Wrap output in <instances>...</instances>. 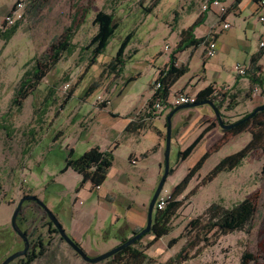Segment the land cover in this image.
Instances as JSON below:
<instances>
[{"label": "rangeland", "instance_id": "obj_1", "mask_svg": "<svg viewBox=\"0 0 264 264\" xmlns=\"http://www.w3.org/2000/svg\"><path fill=\"white\" fill-rule=\"evenodd\" d=\"M140 1L25 0L16 32L7 40L0 39V127L5 128L0 130V264L10 254L22 250L23 243L12 231L10 220L24 196L31 195L41 201L65 234L90 258L118 246L120 238L129 239L131 230L126 220L146 212L164 170L166 117L172 107H166L162 119L154 121L139 137L124 133L123 124L127 117L143 112L140 109L152 95L150 84L155 79V71L168 61L174 49L177 36L173 30L176 27L172 22L173 13L182 16L177 27H186L190 25L188 15L195 9L200 10L201 0H161L152 14L143 11L152 0L141 4ZM15 4L16 0H0V30ZM97 11L112 14L117 29L95 65L85 71L90 58V49L86 47L96 32L91 21ZM72 20V51L43 79L21 109L12 107L11 99L25 64L47 52L51 41L71 26ZM229 21L230 29L221 37L229 52L223 51L218 57V62L225 66L226 81L230 68L243 58L239 46L245 43V35L253 46L257 43L252 36L253 27L256 32L261 28L248 8L240 17ZM130 33H133L132 39L125 53L131 59L126 61L121 77L115 78L106 73L105 66ZM200 52L202 49L191 57L186 77L180 80L199 73ZM189 53L184 51L182 58H187ZM133 76L137 78L123 87ZM211 76L209 72L208 78ZM192 82L198 84L200 78L194 76ZM178 84L171 88L169 105L173 104ZM90 87L96 89L85 97ZM70 92L72 96L67 99ZM105 102H108L106 107L101 109ZM239 117L223 115L222 121L232 124ZM170 124L168 168L172 173L167 176L161 193L169 196L189 171L194 170L178 200L193 190L221 159L240 151L250 140L247 131L227 138L218 127L205 134L186 160L178 162V153L192 145L209 124L185 117L184 109L171 117ZM93 148L110 152L112 162L104 183L91 191L88 183L80 187L78 175L63 170L70 151L71 159L75 160ZM246 198H252L255 203V215L247 233H230L218 237L212 245L201 244L186 250L184 255L189 260L182 264H239L243 253L253 256L254 262L249 264H264V155L261 151L252 153L239 167L219 174L211 183L199 187L194 196L185 199L170 222L169 234L149 249L145 246L152 237H144L136 245L149 258L144 264H164L187 241H192L185 226L202 215L211 203L230 208ZM20 214V230L27 234L28 242H36L38 237L44 239L45 251L32 264H87L58 234L48 232V219L40 208L26 202Z\"/></svg>", "mask_w": 264, "mask_h": 264}, {"label": "trees", "instance_id": "obj_2", "mask_svg": "<svg viewBox=\"0 0 264 264\" xmlns=\"http://www.w3.org/2000/svg\"><path fill=\"white\" fill-rule=\"evenodd\" d=\"M141 1L139 2L140 4ZM159 2L160 0H152L149 7L143 8V11L146 14H150L153 9L157 7ZM239 2L240 0H235L234 5H237ZM203 19L204 14H201L191 26L179 32V40L170 53L168 62L164 67L158 70L157 77L150 84L152 95L147 101L144 111L142 114L140 113L137 115L134 121L128 122L124 129L125 132L136 134L145 129V121H150L151 108L156 102L161 103L165 107L168 105L167 100L171 93V88L188 72L186 65H177L176 55L189 49L194 51L199 47L204 48L208 40V37L197 39L193 35L194 29L202 23ZM173 21L175 22V19ZM3 24L1 25L0 39L7 40L16 32L18 22L5 30L2 29ZM73 25L74 20H72L71 26L62 31V34L59 37H56L51 41L47 52L34 57L25 64L24 72L17 83L11 99L12 107L17 110L21 109L23 102L37 90L43 79L59 64L65 55L72 51L73 45L71 43V39L73 37ZM92 25L95 26L96 32L86 47L87 49H90V58L85 71H88L93 65H95L97 58L103 54L109 40L112 38L115 30L117 29V24L114 21L113 15L107 14L103 11L95 13L92 19ZM132 34L133 33L128 34L121 41L115 56L110 59L105 66L106 73L115 78L120 77L126 61L131 59V56L126 55L125 51L132 39ZM260 56L261 54H256L250 58L248 69L245 70V75L243 76L248 79L250 85L252 86L251 89L255 86L260 87L264 81V78L259 76V67L256 66ZM206 60V58H203L201 70H203ZM136 78L137 76L129 77L123 83V87H125L128 83L133 82ZM156 84L159 85L158 88H155ZM95 89V87H90L85 92L84 96L87 97L91 95ZM71 96L72 92L68 94L67 99H70ZM194 98L195 100L193 104H201L203 102L211 103L215 110L219 112L221 119H223L221 111L232 110L236 105L233 101V96L230 95L227 98L226 94H220L217 90L213 89L212 86H207L206 88L200 90L196 93ZM107 103L108 102L101 104V109L105 108ZM175 108L177 107H172L171 112ZM250 114L251 113L246 114L238 121L232 123L237 125L231 129L224 131L220 130L227 138L235 136L243 131H247L250 134L249 142L240 151L221 159L193 190L184 196L182 200H178V197L183 194L192 179L194 170L189 171L188 175H186L182 181L173 188L163 210L159 211L154 209L150 232L135 241L131 246L122 249L109 259L103 261L104 264H144L149 261L148 256L142 250L136 248V245H138L144 237L151 236L152 240L145 246V249H149L159 239L168 235L171 231L170 222L175 217L178 209L182 206L185 199L194 196L199 187L211 183L219 174L231 172L239 167L243 160H245L252 153L261 151L264 155V110L257 112L249 119H246ZM214 121L215 124H210L192 145L186 148L183 152L178 153V162H183L190 156L205 134L210 132L217 125V120L214 119ZM224 124L228 125L226 122ZM1 129H5L4 126L0 127V130ZM157 135L160 136L159 133H157ZM71 156L72 151L68 154L63 171L65 172L67 170H71L78 175L81 179L80 187L88 183L91 191L98 190L104 183L111 168V153L100 152L97 148H93L86 151L82 156L75 160L71 159ZM171 173L172 170L169 169L168 175H171ZM254 215L255 203L252 198H246L230 208H224L219 203H211L204 210L202 215L190 220L185 226V232L190 234L193 240L189 242L187 241L185 245H183L174 255V257L169 258L164 264H182L189 260V258L184 255L186 250L196 249L201 244L203 246L212 245L215 239L220 236L234 232L247 233ZM17 225L19 228L21 227V214L17 217ZM46 226L48 227L49 233L58 234L49 221H46ZM141 230V228L133 230L131 235H135ZM23 233L27 236L25 232ZM181 238L182 236L179 239ZM212 239L214 240L211 241ZM43 240L44 239L38 237L36 242L29 241L31 249L28 250L24 257L14 260L11 264L34 263L35 260L41 257L45 251ZM126 240L127 238H120L119 244L124 243ZM177 241L178 238L172 240L171 244H175ZM251 262H254V258L251 254H241L239 264H249Z\"/></svg>", "mask_w": 264, "mask_h": 264}, {"label": "crops", "instance_id": "obj_3", "mask_svg": "<svg viewBox=\"0 0 264 264\" xmlns=\"http://www.w3.org/2000/svg\"><path fill=\"white\" fill-rule=\"evenodd\" d=\"M160 2H161V0H160ZM160 2H159V4H160ZM223 3L227 6H229L231 9L222 18V20L224 22L229 24V29H230V21L229 20L234 19V18L236 19V18L240 17L245 8L250 9L252 14L257 17L258 23H259L261 28H260V30H258L256 32L255 28L253 27V32H252V36L255 37V40L257 43L252 46L251 42L247 40V37H246L245 32H244L245 43H243L241 46H239V50L243 53V58L240 61H237L230 68L229 79L226 81V78L224 76L225 66L223 65L222 62H218L219 61L218 57L220 56V54L223 51H226V53L229 52V50L226 49V46L222 42V38H221L225 32L229 31V29L226 31H222L220 29V26L218 24V16L216 14V11L210 10V11L203 13L201 10L195 9L194 11H192L188 15V18H187V22H189L190 25H186V27H181V28L177 27V24H178V22H181L182 16H179V14L177 12H174L173 13V20L175 19V22L173 20H172V22L174 24H176L175 29H173V30H175L176 36H177L176 43L179 40V37H178L179 32L181 30H184V29L188 28L189 26H191L201 14H204V19H203L202 23L197 28L194 29L193 35L195 38L199 39V38L207 37L211 34L213 36L214 42H215V56L209 60L207 59L205 61V65H204L203 70L200 69L199 73H196L194 75V76H197V78H200V83L194 84L192 82V77H194V76H191L187 80H183L184 78L182 77L183 78L182 80L179 79L175 83V85L177 83H179L178 85H180V86L174 90L173 96L181 93V94H186L189 96L194 95L193 97H195L196 93H198L200 90L206 88L207 86H212V88L215 90H219L223 86H228L230 88V90L226 94V97L228 98V96H230V95L233 96V101L236 105L232 110L221 111V114H222V116L226 115L227 117H236V116L240 115V117H239V119H240L242 116L251 113L255 108H257L259 106H264V81H263V84L260 87H258L259 93L256 95H253L252 94L253 89H251L252 86L250 85L248 79L246 77H237L234 70H233L234 69L233 67L235 65H240L243 68L248 69L250 58L256 54H261L260 59L258 60L256 66H258L260 69L259 76L264 78V47L261 48L259 45L261 42L264 41V25H262L259 21V18L264 16V9L259 7L257 0H240V2L237 5H234V2H232L231 0H223ZM158 5H157V7H158ZM154 10L155 9H153V11ZM153 11L150 14H152ZM176 43H175V45H176ZM175 45H174V47H175ZM167 48H168V46H167ZM201 49H202V52H200V58H201V60H203L204 48L199 47L198 49H196L194 51H191L190 49L186 50L187 52H190V53L188 54L187 58H185V59L182 58L183 52L176 55L177 65L188 66V64L190 63V59L194 55V53L196 51H201ZM166 63H164L162 67H164L166 65ZM162 67L156 69L155 78L157 77L158 70L161 69ZM209 72L212 73V76L210 78H208ZM120 77H121V75H120ZM145 106H144V108L140 109V111L141 110L144 111ZM204 106H206V105H203L202 108H200L198 110H195L194 108L184 109L185 117L193 118V120H196L200 124H209V125L212 123L215 124L214 115L211 116V115H209V112H208L209 111L208 109H210V108L208 106H206L208 108L204 109ZM199 107H201V106H199ZM211 112H212V110H211ZM141 114H142V112H141ZM212 114H213V112H212ZM137 115H138V113H136V115H134V116L127 117V121L123 124V132L124 133H127L124 131V129H125L126 125L128 124V122L131 121L132 118H135ZM163 116H164V112L160 116L152 119L151 121H145V123H146L145 129H143L139 133H136L133 135H135V137H137V136L139 137V135L142 132H144L146 130V128H148L154 121L161 120ZM234 122H236V121H234ZM216 128H218L217 125L212 129V131L215 130ZM129 134H131V133H129ZM146 214H147V210L145 213H141L138 216L133 217L132 219L126 220L125 223L127 224V227L131 230V232L135 228H142V226L145 225Z\"/></svg>", "mask_w": 264, "mask_h": 264}, {"label": "water", "instance_id": "obj_4", "mask_svg": "<svg viewBox=\"0 0 264 264\" xmlns=\"http://www.w3.org/2000/svg\"><path fill=\"white\" fill-rule=\"evenodd\" d=\"M203 105L208 106L212 110L213 115H214L215 119L217 120V124H218V127L220 128V130H223V131L228 130V129H231L232 127L237 125V124L225 125L219 116V112L216 111L215 108L213 107V105L211 103H208V102H203L201 104L181 105V106L175 108L172 112H170V114L166 117V134H165V138H164V143H165L164 170H163V174H162V176L158 182V185H157L156 189L154 190V193H153V195H152V197L148 203L147 214H146V223H145L144 228H142V230L140 232H138L135 235H131V237L129 239H127L124 243L119 244L118 246H116L113 249L105 252L104 254L90 258V257L86 256L85 253L81 250V248L65 234L64 230L62 229L61 225L59 224V222L57 221L55 216L46 208V206L41 201H39L36 197L31 196V195H27V196H24L21 198V200L17 204V207L15 208V210L12 214L11 220H10V226H11L12 231L18 236V238L21 239V241L23 243L22 250L16 251V252L10 254L9 256H7L2 261L1 264H10L15 259L24 257L28 251L29 243L27 240V236L19 229V227L17 225V217L21 212V208H22V205L24 202L35 203L36 206H38L43 211V213L47 217L48 221L56 229L60 239L83 262H85L87 264L101 263V262L109 259L110 257H112L117 252L121 251L122 249L131 246L135 241L139 240L142 236L148 234L150 232V228H151V224H152V214L154 211L155 201L158 198V196L161 194L165 180L168 176V170H169V168H168V155H169V145H170V127H171L170 120H171V117L179 110L188 109V108H195V107H199V106H203ZM263 110H264V106H259V107L255 108L246 119H249L255 113L263 111Z\"/></svg>", "mask_w": 264, "mask_h": 264}, {"label": "built area", "instance_id": "obj_5", "mask_svg": "<svg viewBox=\"0 0 264 264\" xmlns=\"http://www.w3.org/2000/svg\"><path fill=\"white\" fill-rule=\"evenodd\" d=\"M231 1L235 2V0H231ZM257 2H258L259 7L264 9V0H257ZM24 6H25V0H16V4H15L12 12H10L5 17L2 29H4V30L8 29V28L12 27L16 22L20 21L21 12L23 11ZM200 10L202 12L215 10L216 14L218 16V24L220 26V29L222 31H226L229 29V24L224 22L222 20V18L229 12L230 7L225 5L223 3V0H201ZM259 21L262 25H264V16L260 17ZM207 37H208V40H207L205 47H204V58L211 59L215 56V42H214V38L211 34ZM259 45L261 48L264 47V41L261 42ZM166 49H167V47H166ZM245 70L246 69L240 65L234 66V72H235L236 76L243 77L245 75ZM158 87H159V85L156 84L155 88H158ZM229 90H230V88L228 86H223L222 88H220L217 91L220 94H227L229 92ZM258 93H259L258 87L255 86L252 90V94L256 95ZM194 100H195L194 97L180 93V94L174 95L173 96V104L169 105L167 102L168 105H166V107H179L181 105H190V104L194 103ZM100 101L101 100L98 99V102H100ZM166 107L163 106L161 103L156 102L151 108V119H150V121L152 119L160 116L164 112V109ZM135 118H133L131 121H134ZM168 199H169V196H164L161 193L155 201L154 209L159 210V211L163 210Z\"/></svg>", "mask_w": 264, "mask_h": 264}, {"label": "flooded vegetation", "instance_id": "obj_6", "mask_svg": "<svg viewBox=\"0 0 264 264\" xmlns=\"http://www.w3.org/2000/svg\"><path fill=\"white\" fill-rule=\"evenodd\" d=\"M25 203H26V202H24L23 205H24ZM31 203H33V202H31ZM34 204H35V203H34ZM23 205H22V206H23ZM35 205H36V204H35ZM52 226H53V225H52ZM19 229H20V228H19ZM27 240H28V239H27ZM28 243H29V242H28ZM28 250H29V247H28ZM27 252H28V251H27ZM21 258H22V257H21ZM17 259H18V258H17ZM15 260H16V259H15ZM11 263H12V262H11ZM11 263H10V264H11Z\"/></svg>", "mask_w": 264, "mask_h": 264}]
</instances>
